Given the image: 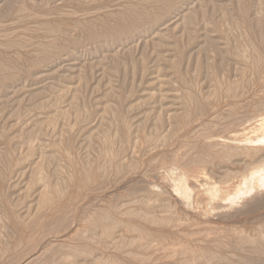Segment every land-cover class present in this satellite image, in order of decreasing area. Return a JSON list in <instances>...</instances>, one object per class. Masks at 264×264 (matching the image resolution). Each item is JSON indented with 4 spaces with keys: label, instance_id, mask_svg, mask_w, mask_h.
I'll use <instances>...</instances> for the list:
<instances>
[{
    "label": "rangeland",
    "instance_id": "obj_1",
    "mask_svg": "<svg viewBox=\"0 0 264 264\" xmlns=\"http://www.w3.org/2000/svg\"><path fill=\"white\" fill-rule=\"evenodd\" d=\"M31 1H33L34 4H31L30 0H0L1 22L7 18V13H9V26H12V23L15 22L14 20H18L17 18L20 19V17L23 18L26 16H30L29 18L33 17V22H29V26L27 24L26 27L28 28L26 30L30 32L29 34L26 32V30L24 31L22 29H19L21 28V24H19V26L17 22V26L14 24L15 27H9V32H11L12 30L15 33L18 30L16 34L21 38L29 37V46L34 43L35 46L38 44L39 47L38 41L41 42V40H38L41 38V35L37 34L38 31L36 33V30H38V27H40L37 26L38 23L42 22L41 24L43 25L47 24L49 21L51 22V20L55 21L57 19V21L55 22H57L56 24L59 25H56V29L58 32V34H55L56 38L53 36L54 34L51 35L52 37L50 36L51 38H53L51 40L49 39V35H44L47 37V39H49L48 41H46V37L44 38L42 36V42H44L45 44L49 42V45H47L50 48L48 46H46V48L44 43L42 45L41 42L40 44L42 46L40 47L42 48L44 46L45 50L42 48L43 52L37 51L39 56L36 53L37 56L34 55V57L36 56V59L33 57L30 58V56L26 55L19 56L17 54H12L14 57L11 55L2 60L3 62L1 67L3 69L0 68V74L3 76L5 75L3 78L0 75V86L4 87H0V264H11V261L13 262L12 264H34L38 261L36 264H39V262L43 261L42 258L44 257L45 260L41 262V264H48L50 263V260L52 261V258L57 254V252L64 248L65 241L62 242L60 241V239H65V237L67 238L71 234H73L72 232H70L72 226L73 227L71 231H73V229L75 231V229L77 228H84L86 226L88 218L90 217H88V215H94L93 213H95L96 208H99L103 212L105 211L104 209L111 212L115 208L119 209V205H124L126 203L129 204L134 200H141V198L143 196L145 197L147 193L146 191L145 194L144 191L142 192V188L145 185L143 180H147L150 177L149 175L152 174V172H147L146 174L142 175V171L144 172L145 167H143L144 165L141 162L146 160L151 155V157H153V154H155L153 162L155 161L156 164H153L156 165V172H158L159 170V172H161L163 163L166 164L167 162V164H169L178 161L179 159H181L180 157H184V155L188 154V156L190 157L193 156L192 160L195 163L199 161L197 162L199 164L201 161H203V164L205 163L204 165L201 163L203 167L201 166V164H199L200 166L197 165L198 167L203 168V170L205 171H202V177L199 176V180H202V182L206 180V178L207 180L211 179L213 182H216L214 180H216V178H219L216 177V174H218V172L220 176L225 175V173L227 172L230 173L231 171L234 172H231V174H234V176H236L237 172H239L237 176H240L243 168L244 171H246L248 166L263 164L264 155L261 157H257V160L260 159L258 163H256V160L250 161L249 158H244L242 160H240L239 158L240 161L238 160L237 162H240L242 165L240 164L239 166V164L236 162L238 167L237 165L236 167H228L225 165L222 166L223 164L220 165L219 163L218 165H216L218 160H214V162L212 161L213 163H209L207 156L205 157L203 155L217 151L220 146L214 145L213 143L215 141L213 142L211 140L205 139L207 138L205 137V134L209 136L212 134L210 132H213V134L215 135L216 133L218 135H228L227 131H222L227 127L229 123L228 112H233L232 110L234 109V106L236 107V109H234V112L240 109V112H238L237 116L241 113H243L241 115L246 116L249 114H244V112H241V110H252V108H250L249 106L251 103H255L254 101H256L258 95L259 97L264 98V0ZM71 3H73L74 5H72ZM121 9L123 11H121ZM10 13L12 16L10 15ZM20 13L23 14L21 15ZM132 13H135V15H133ZM47 14L50 15L51 18ZM120 14L123 15L121 16ZM46 15L50 19H47ZM66 16H69V18ZM34 17H40V20L38 18L40 22L35 18L37 22L34 23ZM99 17H102V19H100ZM29 18H25L26 21L29 20ZM12 19L14 20L12 21ZM85 21L87 22V24L85 23ZM103 23L105 24L103 25ZM42 25L41 27L43 28L44 25ZM19 30L23 33L21 34ZM32 40H34L35 42H33ZM50 44L52 45L50 46ZM34 45H31L30 47L32 48L33 46L34 48ZM239 56L242 59H240ZM37 59L39 62H41L40 64ZM246 60H248V62ZM33 61H35L38 65ZM246 64H248V66L251 68V73L249 75L245 74L244 72L246 70ZM236 79L238 81H236ZM242 80L246 81V84H248V86L245 85L246 89L242 91V86H240L238 87V89L233 90L234 92L238 90L236 92L237 96H235V93H231L234 96L230 95L228 97H237L236 100L235 98H230V100L232 101L229 102L226 95L225 98H223L224 95L221 98L219 96L220 99L213 97L216 88L221 84H224L221 85L223 86V88H227V86H230L232 82L233 83L231 84V86L233 84V86H235V84H238L237 82L241 83ZM261 89L263 91H260ZM240 90L242 92H240ZM254 90H257L258 94L257 92L255 94L253 92ZM238 92H240V94L247 93L248 95L244 94V96H246L243 98L239 95V98ZM189 93L192 95H190ZM251 94L253 95V99L250 100L249 98L252 97ZM254 94L256 95V97H254ZM247 96V99H249L250 101L246 99ZM222 99L225 100L223 101L224 104L222 102ZM239 99L241 100L239 101ZM245 100L247 101V104L243 105L246 103ZM248 101L251 102L249 105ZM228 103L232 105L231 108L228 107ZM236 103H238V108L236 106ZM240 104H242V106ZM227 109H230L231 111L226 112L225 110ZM185 114L187 115L184 116ZM177 119L180 120L178 121ZM177 125L179 126L177 127ZM188 125L190 127H188ZM196 127L200 129L202 128L203 130L197 129ZM222 128L223 130H221ZM174 129L175 131H173ZM179 129L180 131L178 132ZM147 132L149 134L155 132L161 137H166L165 141L167 144H165L164 146V141L162 144H159L160 148L156 147L157 149H153V152L151 150L152 148L150 147L151 149H149V151L151 152L147 154L145 153L146 155L143 154V152H138V149H140V147L142 146L141 144H143L141 143L142 139L144 138L143 140H145L146 135H148ZM199 132L202 134L200 135ZM162 133L164 136L161 135ZM124 135L127 136V139L130 142L129 145H127V151H125V153L121 155V164H123L124 167L134 165L136 162H133V160H138L137 162L141 163V165L138 166V177H134L132 180V178L129 179V176L126 177L127 180H120L116 179V177H114L112 173L111 177L108 178L109 180H107V183L105 185L106 188L108 187L107 189L105 187H101L99 188V191L101 192L98 191L100 194H98V192H96V194L94 193L95 195L90 198L87 203L85 202L87 201V199H85L84 203L81 201L86 205L81 204V206H75L80 210L75 209V207L73 208L75 210H78H74L75 212H77V214H75L74 211H71V213L73 212V214H75V217L78 219L74 218L73 221V219H71L72 217H74L73 215L72 217L69 216L67 218V221L69 220V223L67 222L69 226H67L66 223V226L68 228L66 226L64 227L67 231L64 228L58 229L51 227V230L53 231L52 234L51 230H45L46 228L43 224L46 221H42L43 223L37 221L36 224H32L33 227L30 226L32 230H34V233L32 230L29 233V237L31 238L27 243L29 245H27L26 243H21V239L18 240L20 222L26 225L29 224V222L30 224L35 222L38 213L37 208L40 206L42 199V197L40 196V194H43L42 191L45 190L46 192L44 191V193L47 194L49 193L48 191H50L52 188V190L57 191L58 193H60V195L61 193H67L65 192V189H59L58 191L59 187L61 188L62 186H64L63 182L66 181L67 183V180L65 179H67V170L69 169L67 167H69V163L66 159H64V157L68 158L69 154H71L70 159L74 158L75 160H78L77 162L79 163V166L83 168V171L84 169L86 171V169L91 167L93 164H96L97 159L95 158H97V155L101 150L103 141H105L106 138L112 140L114 152L121 154V148H123L125 141ZM194 135L195 138H193ZM102 138H104V140ZM186 138H188V140ZM202 141L205 143V145ZM217 141L219 144L220 139L216 140V142ZM118 143L121 144L119 145ZM197 147H199L200 149H196ZM216 147L217 149L215 150ZM99 148L100 150H97ZM203 149L205 150L203 151ZM60 150L63 152L65 151V153L63 154ZM184 150L186 151V153ZM69 151H71V153ZM118 151H120L121 153ZM5 153L8 155H6ZM138 153L139 155L137 156V158L136 154ZM57 155H59V157ZM157 155L159 156V160L156 158ZM125 157L128 160L125 159ZM85 159H88L87 163ZM123 159L125 162L123 161ZM205 159H207L208 161ZM245 159H247L248 161ZM131 161L132 164H129V162L131 163ZM243 162L245 164H248V166H246ZM158 166L162 167L158 168ZM34 167L40 168V171L37 168L36 169L38 171L36 169L34 170ZM140 168L141 170H139ZM221 168L224 169L225 173L221 171L223 170ZM225 170L228 171L226 172ZM229 170L231 171L229 172ZM35 171L38 172V174L42 173L44 178L48 176L45 182L49 185L48 187H50L51 185V188H48L47 185H45L48 188L47 189L43 184L38 183L39 185H37L35 183L37 179L35 175H38L37 173H35ZM61 171H65V173L67 172L65 178H61L63 177L61 176V174H65ZM208 171H212V173H209ZM31 174H34V176L32 177ZM207 174L208 176L205 177V175ZM244 174L242 172L241 175ZM45 175L47 176L45 177ZM211 177H214V179ZM135 178L138 180L137 184V180ZM115 179L117 181L120 180L121 182H117ZM134 179L136 182L134 181ZM29 180L32 182H30ZM97 180H99L98 183L101 182L100 178H94L92 180L94 181L95 185L93 182H90L91 189H93V187L95 188V186L98 185ZM114 181L117 182L115 183L116 185H114ZM162 181L158 180L159 185L161 184L160 186H164L165 184V181H163L164 184L162 183ZM139 182L142 184L140 185ZM52 183H54L55 185ZM121 183L123 184V186ZM35 184L36 186H34ZM63 188H65V186ZM60 190L64 192H61ZM135 192H138L136 193L137 195L134 194ZM119 193L121 195H119ZM37 194L39 196H37ZM26 195L27 197H25ZM117 195L118 197L121 196L122 198L120 197L119 199ZM134 195L136 196V199ZM130 196H132V198ZM116 202L117 205L115 204ZM64 204L65 201L64 203H61V205L63 206ZM105 204H107L108 206H104ZM110 204L113 206L116 205V207L110 210V207L113 208V206H111ZM90 205L92 206V208L90 207ZM34 209L36 210L34 211ZM64 209L65 208H63L62 211H64ZM100 210H96L98 212L97 214L103 213ZM116 210H114V213ZM154 212L159 214L160 211L156 210ZM78 214L79 216H83H81L83 220L78 216ZM217 214L218 212H215L214 214H212L213 216L211 215V217L195 219V226L193 224H191L193 226L189 225L190 229H188L187 226V224L189 223L184 224L185 228L183 226L182 230L184 235L187 232H191L193 230L196 233L202 232L201 235L198 234L193 237L196 244H201L204 242L209 243L218 239H225V236L226 238L231 237L232 232H229L230 229L227 228H229V225L232 226L234 224L228 223V227H226L227 223L224 221L220 222V218L219 216H217ZM79 218L82 221L79 220ZM261 218V221L264 220V216ZM25 220L28 223H26ZM17 221L18 224H16ZM73 222H75L76 224H74ZM263 222L258 221L257 223H260L262 224V226H264ZM72 223L74 225H72ZM212 226L215 227L216 230L212 228ZM217 226H223L224 228L221 227V229H217ZM42 228L45 233L43 232ZM63 229L64 231H62ZM172 229L175 230V228H171V230ZM179 229L176 230L179 231ZM56 230L59 232L57 233ZM40 231H42L44 234ZM118 231L122 234V237L118 235L120 234ZM122 231L123 229L121 228L120 230L119 228H117V230L115 229L113 231V236L115 237L114 239L116 241L119 240L120 237V241H123L126 238L125 241L128 243L131 238L129 235H127V232H124L125 230L123 231V233ZM169 232L170 230H168L167 228L164 233L166 236H171L174 231L172 230L170 233ZM79 233L82 234L83 230H81ZM34 234H37V236ZM41 234H43V237L40 238ZM46 234L48 235V237L46 236ZM81 234L80 237H78V244L83 242V244H87L85 243L84 238L81 237L83 236V234ZM97 234L99 233H96L95 237H97ZM84 236L86 237V240L87 238H89L90 232H86V235L84 233ZM99 236L100 235H98V237ZM120 241L117 242L120 243ZM15 242L18 244H16ZM33 243L34 246L32 247ZM59 243L63 245V247ZM76 243L77 241L75 242V244ZM4 245L6 247H4ZM231 246L232 245L226 246L228 247L226 249L231 248L228 251H234V249L237 248L235 246ZM107 247L112 249V246ZM11 248L12 250H10ZM50 250H52L53 252H50ZM2 251H4V253ZM232 251L231 254H233ZM261 251L262 254H264V251ZM244 252L242 253L243 256L244 254H249L248 251L246 253ZM17 253L20 254L18 255ZM257 253L260 254V252ZM257 253L256 255H253L254 253L251 252V254H249V258H252V262H256L254 264H262V262L264 264V256L261 257L260 255L259 257V254ZM151 254H153L152 251L148 255ZM24 255L26 256L23 258ZM37 255L38 257L36 258ZM257 255L259 257H257L258 260L256 258ZM247 257L248 255H246L245 258ZM93 258L96 259L97 256L95 255ZM195 258L199 257L196 255ZM249 258L246 260H251ZM154 259H156V257ZM81 261H83V259L79 258L78 263L83 264L81 263ZM150 261V264H155L153 262V257L150 258ZM83 262L85 264H96L97 260L94 261V259L90 258L89 260H85Z\"/></svg>",
    "mask_w": 264,
    "mask_h": 264
},
{
    "label": "bare ground",
    "instance_id": "obj_2",
    "mask_svg": "<svg viewBox=\"0 0 264 264\" xmlns=\"http://www.w3.org/2000/svg\"><path fill=\"white\" fill-rule=\"evenodd\" d=\"M98 1V0H97ZM101 1V0H100ZM31 4H34L33 1H31ZM93 2V1H92ZM29 3V2H28ZM36 3V2H35ZM72 5H74L73 3H71ZM98 5V4H97ZM11 6V5H9ZM32 6V5H31ZM27 7V6H26ZM22 8V7H21ZM25 8V7H24ZM23 8V9H24ZM104 8V7H103ZM130 8V7H129ZM127 8V9H129ZM133 8V7H132ZM26 9V8H25ZM7 10V9H6ZM18 11V10H17ZM20 11V10H19ZM22 11V10H21ZM26 11V10H25ZM28 11V10H27ZM32 11V10H31ZM121 11H123L121 9ZM8 12V11H7ZM60 12V11H59ZM57 12V13H59ZM73 12V11H72ZM100 12V11H99ZM129 12V11H128ZM134 12V11H133ZM16 13V12H14ZM26 13V12H25ZM32 13V12H30ZM63 13V12H62ZM130 13V12H129ZM9 13H7V18L1 22V19H0V68L1 65H2V60H4V58L6 57H9L11 56L12 54H17V55H26V56H30L35 58L36 59V56L38 55V52L37 51H42V48L44 49L46 46L49 45V42L48 43H44L42 42L43 41V37L45 38L46 36L44 35H49V39H53L51 38L53 35L54 37L56 36L55 34H58L57 32V29H56V24L57 22V19L55 21H52L51 22L47 21L48 23L47 24H43L44 27L42 28L41 27V23L39 20L41 19L40 17L39 20L38 18L34 17V23L37 22V20L40 22L38 23L37 26H40L38 27V30H36V33L38 31L37 34H40L41 35V38L38 39V40H41V42L38 41L39 43V47H38V44L35 46L34 43L31 44V45H34L35 47L32 48L29 46V37L27 38H21L20 36H18L16 34V31L15 33L11 30V32H9V27H12L15 25L17 26V23L18 25L21 24V28L19 29H22V30H26L28 28L27 27V24L29 26V22H33L32 19L33 17L29 18L30 16H26V17H23L20 19L17 18L18 20H14L12 19V21L14 20L15 22H10L12 23V26L10 25L9 26ZM21 14V13H20ZM23 14V13H22ZM21 14V15H22ZM29 14V13H28ZM34 14V13H33ZM37 14V13H36ZM107 14V13H106ZM109 14V13H108ZM126 14V12H125ZM128 14V13H127ZM133 15H135V13H132ZM11 15V13H10ZM16 15V14H14ZM13 15V16H14ZM30 15V14H29ZM48 15V14H47ZM46 15V17H47ZM66 15V14H64ZM69 15V14H68ZM79 15V14H78ZM112 15H113V12H112ZM121 15V14H120ZM123 15V14H122ZM121 15V16H122ZM129 15V14H128ZM132 15V17H133ZM12 16V15H11ZM32 16V15H31ZM38 16V15H37ZM50 17V15H48ZM80 16V15H79ZM105 16V15H104ZM110 16V15H109ZM107 16V17H109ZM44 17V16H43ZM47 17V19L49 18ZM52 17H56V16H52ZM59 17V16H58ZM65 17V16H64ZM69 18V16H66ZM75 17H76V14H75ZM130 17V16H129ZM15 18V17H13ZM25 18H29V20L26 21ZM37 20H36V19ZM51 18V17H50ZM49 18V19H50ZM79 18V17H78ZM83 18V17H82ZM81 18V19H82ZM85 18V17H84ZM100 18V17H99ZM116 18V17H115ZM125 18H126V15H125ZM24 19V20H23ZM31 19V20H30ZM43 19V18H42ZM102 19V17L100 18ZM122 19V17H121ZM124 19V18H123ZM77 20V19H76ZM89 21V20H87ZM93 21V20H92ZM95 21V19H94ZM93 21V22H94ZM124 21V20H123ZM133 21V20H132ZM17 22V23H16ZM44 22V21H43ZM64 22V21H63ZM76 22V21H75ZM46 23V22H45ZM85 23L87 24V22L85 21ZM89 23V22H88ZM15 24V25H14ZM37 24V23H36ZM41 24V25H39ZM105 23H103L104 25ZM42 25V26H43ZM66 25V24H65ZM102 25V23H101ZM20 26V25H19ZM35 26V25H33ZM36 26V27H37ZM59 26V25H58ZM89 26V24H88ZM81 27V25H80ZM63 28V27H62ZM69 28V27H68ZM86 28V27H85ZM30 30V29H29ZM15 31V30H14ZM20 31V30H19ZM35 31V30H34ZM61 31V30H60ZM21 34L23 33L22 31H20ZM26 32L29 34L30 32L28 30H26ZM57 32V33H55ZM25 33V32H24ZM19 34V33H18ZM35 34V32H34ZM60 34V33H59ZM26 35V34H25ZM32 36V35H31ZM30 36V37H31ZM34 36V35H33ZM43 36V37H42ZM51 36V37H50ZM64 36V35H63ZM35 37V36H34ZM56 38V37H55ZM90 38V37H89ZM28 39V40H27ZM49 39H47L46 37V41H48ZM44 40V41H45ZM56 40V39H55ZM33 42H35L34 40H32ZM31 41V42H32ZM53 41V40H52ZM45 45V47L43 46L42 48L40 46H42L41 44ZM251 43V42H250ZM48 44V45H47ZM52 44H50L51 46ZM248 45V44H247ZM250 45V44H249ZM49 47V46H48ZM38 48V50H37ZM41 48V49H40ZM47 48V47H46ZM50 48V47H49ZM248 48V47H247ZM45 50V49H44ZM246 50V48H245ZM43 52V51H42ZM245 52V51H244ZM37 53V55H36ZM46 53V52H45ZM242 54V53H240ZM246 54V53H245ZM34 55H36L34 57ZM43 55V54H42ZM238 55V54H237ZM13 56V55H12ZM18 56V57H19ZM39 56V55H38ZM246 56V55H245ZM14 57V56H13ZM51 57V56H50ZM59 57V56H58ZM240 57V56H239ZM25 58V56H24ZM32 58V59H33ZM53 58V57H52ZM236 59V58H235ZM239 59V58H238ZM240 59H242L240 57ZM243 59H244V56H243ZM248 59V58H246ZM254 59V58H253ZM19 60V59H17ZM16 60V61H17ZM24 60V59H23ZM41 60V59H40ZM14 61V60H13ZM38 61V59H37ZM248 62V60H246ZM258 61V60H257ZM9 62V61H8ZM35 62V61H33ZM39 62V61H38ZM48 62V61H47ZM53 62V61H52ZM36 63V62H35ZM41 62H39L40 64ZM237 63V62H236ZM37 64V63H36ZM54 64V63H53ZM254 64V63H253ZM38 65V64H37ZM8 66V65H6ZM5 66V67H6ZM42 66V65H41ZM242 66V65H241ZM48 67V66H47ZM243 67V66H242ZM246 70L244 71L245 74H250L251 73V68L248 66V64H246ZM3 69V68H2ZM8 69V68H7ZM37 69V68H36ZM253 69V68H252ZM1 70V69H0ZM254 70V69H253ZM1 72V71H0ZM8 72V71H7ZM20 72V71H19ZM242 72V71H241ZM14 73V72H13ZM260 73V72H259ZM1 75V74H0ZM15 75V74H14ZM5 76V75H4ZM3 75H1V77L3 78L4 77ZM7 76V75H6ZM250 77V76H249ZM256 77V76H255ZM239 79V78H238ZM241 79V78H240ZM245 79V78H244ZM249 79V78H248ZM246 80V79H245ZM222 81V80H221ZM236 81H238L236 79ZM260 81V79H259ZM1 82V81H0ZM235 82V81H234ZM257 82V81H256ZM262 82V80H261ZM231 83V82H230ZM233 83V82H232ZM231 83V84H232ZM236 83V82H235ZM238 84L235 86H227V88H223V86L221 85H224V84H221L220 86H218L213 94V97L214 98H218L220 99L223 95L225 98V95L226 97L228 98L230 95H233L234 93L236 94V92H234L233 90L235 89H238V87L242 86L241 89L242 91L244 89H246L245 85L248 86V84H246V81L242 80V82H237ZM240 83V84H239ZM3 84V83H2ZM220 84V83H219ZM217 84V85H219ZM251 84V83H250ZM4 85V84H3ZM7 86V85H6ZM258 86H261V85H258ZM0 87H3V86H0ZM12 87V85H11ZM252 87V86H251ZM4 88V87H3ZM262 88V87H261ZM188 89V88H187ZM240 89V88H239ZM1 90V89H0ZM3 90V89H2ZM190 90V89H189ZM197 90V89H196ZM248 90V89H247ZM258 90V89H257ZM253 91L255 94L257 92L258 94V91ZM5 91V90H4ZM233 91V92H232ZM240 90V92H242ZM260 91H263L262 89ZM240 92H238V97L240 98V96L243 98L245 97L244 94H247V93H244V94H240ZM245 92V91H244ZM264 92V91H263ZM188 93V92H187ZM233 93V94H231ZM252 93V92H251ZM190 94V93H189ZM195 94V93H193ZM250 94V93H249ZM253 94V93H252ZM251 94V98H249L250 100L253 99V95ZM254 94V97H256V95ZM192 95V94H190ZM189 95V96H190ZM200 95V93H199ZM240 95V96H239ZM243 95V96H242ZM248 95V94H247ZM264 95V94H263ZM208 96V95H207ZM220 96V98H219ZM234 96V95H233ZM237 96V94L235 95ZM194 97V96H193ZM196 97V96H195ZM211 97V96H210ZM250 97V95H249ZM198 98V97H197ZM202 98V96H201ZM208 98V97H207ZM230 98H235V97H230ZM230 98H228L229 102H231L232 100H230ZM237 98V97H236ZM235 98V100H236ZM248 98V96L246 97V99ZM189 99V98H188ZM191 99V97H190ZM196 99V98H195ZM217 99V101H218ZM245 99V98H244ZM247 99V100H249ZM204 100V99H203ZM216 100V99H215ZM234 100V101H235ZM241 99H239L240 101ZM249 100V101H250ZM196 101V100H195ZM194 101V102H195ZM199 101V100H198ZM216 101V102H217ZM225 101L222 99V102ZM238 101V100H237ZM248 101V102H249ZM192 102V101H190ZM245 104L243 105H246L247 104V101L245 100ZM255 103H251L249 102L248 105L251 103L252 104V107H251V104H250V108H252V110L250 111H247V109H243L241 110V112H244V114H249V115H241L243 113H239L240 115L237 116L238 112H240V109L236 110V112H234L236 109V107L234 106V109L232 110L233 112H228V111H231L230 109L228 110H225L226 112H228V118H229V123L227 125V127L223 130V128L221 130H223L222 132L224 131H227L228 135H218L216 133L213 134V132H210L212 133L211 135L207 136V134H205L207 138L205 139H208V140H211V141H215L213 144L214 145H220L219 146V149L217 151H214V152H211V153H208V154H204L203 156H207V160L209 163H213L214 160H218V162L216 163V165H218V163L221 165L223 164L222 166H228V167H236L237 163L239 164L240 166V162H237L240 158V160L244 159V158H249L250 161L252 160H256V163H258V161H260V159L257 160V157H261L264 155V98H261L258 97L256 98V101H254ZM200 103V102H199ZM198 103V104H199ZM206 103V102H205ZM242 103V102H241ZM244 103V102H243ZM184 104V103H183ZM187 104V103H186ZM219 104V103H218ZM224 104V102H223ZM237 105V108H238V103H236ZM188 105V104H187ZM186 105V106H187ZM191 105V104H190ZM228 103V107L231 108L232 105H230ZM242 106V104H240ZM212 106V105H210ZM215 106V105H214ZM184 107V105H183ZM216 107V106H215ZM226 107V106H225ZM245 107V106H243ZM248 107V108H249ZM181 108V107H180ZM213 108V107H212ZM218 108V107H217ZM227 108V107H226ZM224 108V109H226ZM233 108V107H232ZM200 109V108H199ZM214 109V108H213ZM223 109V108H222ZM185 110V109H184ZM249 110V109H248ZM214 111V110H212ZM188 112V111H187ZM219 112V111H218ZM224 112V110H223ZM245 112H248V113H245ZM250 112V113H249ZM190 113V112H189ZM220 113V112H219ZM234 115H233V114ZM236 113V115H235ZM211 114V113H210ZM110 115V114H109ZM108 115V116H109ZM187 114H185L184 116H186ZM107 116V118H108ZM179 116V115H178ZM183 116V117H184ZM165 117V116H164ZM182 117V116H181ZM201 117V116H200ZM206 117V116H205ZM217 117V115H216ZM221 117V116H220ZM180 118V117H179ZM222 118V117H221ZM224 118V117H223ZM148 119V117H147ZM220 119V118H219ZM114 120V119H113ZM118 120V118H117ZM156 120V118H155ZM158 120V119H157ZM178 120V119H177ZM180 120V119H179ZM178 120V121H179ZM182 120V119H181ZM186 120V118H185ZM110 121V120H109ZM165 121V120H164ZM202 121V120H201ZM218 121V120H217ZM146 122V121H145ZM176 122V121H175ZM174 122V123H175ZM189 122V121H188ZM159 123V122H158ZM178 123V122H177ZM191 123V122H190ZM207 123V122H206ZM220 123V122H219ZM224 123V121H223ZM115 124V123H114ZM127 124V123H126ZM142 124V123H141ZM182 124V123H181ZM205 124V123H204ZM138 126V125H137ZM144 126V125H143ZM161 126V125H160ZM168 126V124H167ZM175 126V125H174ZM179 125H177L178 127ZM223 126V125H222ZM221 126V127H222ZM128 127V126H127ZM156 127V126H155ZM165 127V126H164ZM182 127V126H180ZM188 127H190L188 125ZM202 127V126H201ZM220 127V128H221ZM70 128V127H69ZM116 128V126H115ZM137 128V127H136ZM139 128V127H138ZM151 128V127H150ZM153 128V127H152ZM197 129H200L198 127H196ZM206 128V127H205ZM140 129V128H139ZM143 129V128H142ZM202 129V128H201ZM200 129V130H201ZM207 129V128H206ZM154 130V129H153ZM156 130V129H155ZM171 130V129H170ZM203 130V129H202ZM214 130V129H213ZM220 130V131H221ZM109 131V130H108ZM152 131V130H151ZM150 131V132H151ZM159 131V130H158ZM175 131V129L173 130ZM180 131V129L178 130V132ZM183 131V130H182ZM153 132V131H152ZM156 132V131H155ZM148 133V135H146V138L145 140L142 139L141 144L142 146L140 147V149H138L139 151L138 152H143V154H147L151 151H149V149L152 150V152L154 151L153 149H155L156 147L157 148H160V145L159 144H162L166 137H161L159 134L157 133ZM167 132V131H165ZM187 132V131H186ZM192 132V131H191ZM196 132V131H195ZM194 132V133H195ZM208 132V131H207ZM221 132V133H222ZM110 133V132H109ZM113 133V132H112ZM159 133V132H158ZM161 133V131H160ZM200 133V132H199ZM219 133V132H218ZM226 133V132H225ZM108 134V133H107ZM124 134V133H123ZM133 134V133H132ZM131 134V135H132ZM166 134V133H165ZM183 134V133H182ZM192 134V133H191ZM202 133H200L201 135ZM115 135V134H113ZM163 135V133L161 134ZM179 135V134H178ZM102 136V135H101ZM100 136V137H101ZM105 136V135H104ZM109 136V135H108ZM120 136V135H119ZM164 136V135H163ZM186 136V135H185ZM114 137V136H113ZM112 137V138H113ZM129 137V136H128ZM169 137V135H168ZM172 137V136H171ZM190 137V136H189ZM140 138V137H139ZM176 138V136H175ZM195 138V135L194 137ZM201 138V137H200ZM215 138H218L220 139L219 141V144H218V141L216 142V140L218 139H215ZM104 140V138H102ZM119 139V138H118ZM124 145H123V148H121L122 150V153L120 151L121 154H118V153H115L114 152V149H113V145H112V140L111 139H108L106 138L105 141H103V144H102V147H101V150L100 148L97 149V150H100L99 151V154L97 155V162L96 164L92 165L91 167H89L88 165V169H84L83 171V168L79 166V163L77 162L78 160H75L73 157V159H70V155L68 156V158L64 157V159H66L69 163V168L67 171H68V175H67V183L66 181L63 182L64 183V186L65 188H63L64 186H62L61 188L59 187L58 188V191L59 189H65V192H67L66 194H62L60 195V193H58L57 191H54L52 190L51 188V185L50 187H48L49 185L46 184V178L48 177L47 175H45L46 178H44V176L42 175V173H39L35 171V173H37L38 175H35V177L37 178L36 179V184L39 185L40 183L43 184L44 186L47 185L48 188H51L50 191H48L49 193L45 194L43 190L42 193L43 194H40V196L42 197L41 199V203H40V206L37 208L38 210V213H37V219L35 220V222H32L30 224H23L22 222H20V227H19V239H21V243H28L29 240L31 239L29 237V233L30 231L32 230L31 227H33L32 224H36L37 221L39 222H45L43 225L45 226V230L48 231V230H51V227H54V228H64L66 226V223L68 222L69 223V220L67 221V218L69 216L72 217V215L74 217H72L71 219H73L74 221V218L75 219H78L75 217V214H77V212L75 211H78L80 210L79 208H76L77 205H80L84 203L85 199H87V201H85L86 203L88 202V200L90 198H92L96 192L99 191V188L101 187H105L106 188V183H107V180H109L108 178L111 177V174L113 173L114 177H116V179H122V180H127L126 177H129V179L133 178L134 177H138L137 175L138 174V166L141 165V163L144 165L143 167L144 168V172L142 171V175L143 174H146L147 172H152L151 175H149L150 177L146 180H143L144 182V187L142 188V192L144 191V194H145V191L147 192L145 197L141 198V200H134L132 202H130L132 196H130L131 198L129 199L130 203H126L124 205H119L120 208H115L116 205H117V202L115 203L116 205L113 206V208L110 207V210L111 209H114L117 211H115L114 213V210L113 211H106V209H104L105 211H101L99 208H96L95 209V213H93L94 215H88V221L86 222V226L82 229V228H77L73 229V231H71L70 229V232H72L73 234H71L69 237H65V239L62 238V240L60 239V241H65L63 244H64V248L60 251L57 252V254L52 258V261L50 260V263L48 264H79L78 263V260L79 258L83 259V261L85 260H89L90 258L91 259H94V261L97 260L96 264H150V258L153 257V262L155 264H254L256 262H252V258H249V254H251V252H253L254 254L253 255H256L257 252H260L257 253L259 254V257L261 255L264 256V254H262V251H264V226H262V224H258L257 222H263L264 220H260L261 217L264 216V162L263 164H257V165H251V164H254V163H251L250 165L251 166H248V164H244L246 166H248V168L246 169V171H244V168H243V174L244 175H241L240 176H237L239 174V172H237L236 176H234V174L232 175L231 170H229L230 173H228L226 170L227 173L224 172V167L221 168L223 170L225 175L223 176H220L219 172L218 174H216V177H219L218 179L216 178V182H213L211 179L207 180H204L202 182V180H199L201 176V173L203 170V168L201 167H198L197 165L199 164H203V161H201L199 164L197 162H193V156L190 157L188 155H184V157H180L181 159H179L178 161H175V162H172V163H169L166 164L163 163V167L162 166H158L159 167H162L161 169V172H156L157 169L156 168V163L155 161L153 162V159H154V155L153 154V157L149 156L146 160L142 161L141 163L137 162L138 160H133V162H136L134 165H129V164H132V161L131 163L129 162V166H123V164H121V161H122V156L123 153H125V151H127V145H129V140L127 139V136L124 135ZM188 140V138H186ZM185 139V140H186ZM215 139V140H214ZM140 140V139H139ZM207 140V141H208ZM120 142V141H119ZM203 142V141H202ZM137 143V142H136ZM119 144V143H118ZM121 144V143H120ZM119 144V145H120ZM166 141L164 142V146H165ZM182 144V143H181ZM203 144L205 145V143L203 142ZM121 145V146H122ZM213 145V146H214ZM138 146V145H137ZM159 146V147H158ZM197 146V145H196ZM212 146V145H211ZM57 147V145H56ZM99 147V146H98ZM132 147V146H131ZM148 147V148H147ZM151 147V148H150ZM208 147V146H207ZM97 148V147H96ZM134 148V147H132ZM156 148V149H157ZM169 148V147H168ZM171 148V147H170ZM194 148V147H193ZM70 149V148H69ZM135 149V148H134ZM162 149V148H161ZM196 149H200L199 147H197ZM217 149V147L215 148V150ZM116 150V149H115ZM195 150V149H194ZM193 150V151H194ZM205 149H203L204 151ZM61 151V150H60ZM134 151V150H133ZM136 151V150H135ZM157 151V150H156ZM179 151V150H178ZM185 151V150H184ZM187 151V149H186ZM185 151V153H186ZM196 151V150H195ZM202 151V150H201ZM63 154L65 153V151H61ZM71 153V151H69ZM98 152V151H97ZM137 152V151H136ZM197 152V151H196ZM53 153H56V152H53ZM78 153V152H77ZM134 153V152H132ZM166 153V152H165ZM169 153V152H168ZM179 153V152H178ZM205 153V152H204ZM6 154V153H5ZM96 154V153H95ZM141 154V155H143ZM145 154V155H146ZM157 154V153H156ZM180 154V153H179ZM183 154V153H182ZM8 155V154H6ZM5 155V156H6ZM139 155L136 154V157ZM140 155V156H141ZM143 155V156H145ZM169 155V154H168ZM173 155V154H172ZM59 157V155H57ZM54 157V156H53ZM62 157V156H61ZM94 157V156H93ZM91 157V158H93ZM135 157V158H136ZM147 157V156H146ZM158 155L156 156V158L158 159ZM264 157V156H263ZM134 158V159H135ZM138 158V157H137ZM140 158V157H139ZM162 158H163V155H162ZM195 158V156H194ZM6 159V158H5ZM4 159V160H5ZM10 159V158H9ZM89 159V157H88ZM88 159L86 160V163L88 162ZM125 159H127L125 157ZM143 159V158H142ZM201 159V158H200ZM263 159V158H262ZM84 160V161H85ZM128 160V159H127ZM159 160V159H158ZM162 160V159H161ZM199 160V159H197ZM203 160V159H202ZM239 160V161H240ZM247 160V159H245ZM264 160V159H263ZM2 161V160H1ZM7 161V160H6ZM94 161V160H93ZM124 161V159H123ZM141 161V160H140ZM213 161V162H212ZM248 161V160H247ZM246 161V162H247ZM253 161V162H254ZM43 162V161H42ZM125 162V161H124ZM127 162V161H126ZM159 162V161H158ZM161 162V161H160ZM164 162V161H163ZM216 162V161H215ZM237 162V163H236ZM259 162V163H261ZM94 163V162H92ZM91 163V164H92ZM128 163V162H127ZM155 163V164H153ZM248 163V162H247ZM38 164V163H37ZM201 166L203 167V164ZM2 165V164H1ZM42 165V164H41ZM211 165V164H210ZM242 165V164H241ZM40 166V165H39ZM83 166V165H82ZM200 166V165H199ZM206 166H209V165H206ZM215 166V165H213ZM41 167V166H40ZM62 167V166H61ZM205 167V166H204ZM212 167V166H211ZM217 167V166H216ZM215 167V168H216ZM238 167V165H237ZM242 167V166H241ZM37 169H39L40 171V168L36 167ZM34 167V170L36 169ZM142 168V167H141ZM141 168L139 170H141ZM213 168V167H212ZM219 168V167H218ZM227 168V167H225ZM240 168V167H239ZM36 169V170H37ZM61 169V168H60ZM65 169V167H64ZM217 169V168H216ZM1 170V169H0ZM5 170V168H4ZM3 170V171H4ZM58 170V169H57ZM143 170V169H142ZM234 170V168H233ZM38 171V170H37ZM220 171V172H221ZM240 171V170H239ZM34 172V171H33ZM54 172V171H53ZM58 172V171H57ZM63 173H65V171H61ZM140 172V171H139ZM205 172V171H204ZM203 172V173H204ZM209 173L212 171H208ZM3 173V172H2ZM55 173V172H54ZM66 173L65 174H61V178H65L66 176ZM223 173V174H224ZM234 173V172H233ZM236 173V172H235ZM5 174V173H4ZM50 174V173H49ZM14 175V174H13ZM219 175V176H217ZM222 175V173H221ZM230 175V176H229ZM31 176L33 177L34 174ZM60 176V175H59ZM207 175H205V177H207ZM55 177V176H54ZM52 177V178H54ZM57 177V176H56ZM202 177V176H201ZM3 178V177H2ZM31 178V177H30ZM59 178V177H58ZM94 178H100L101 182L98 183L99 180H97V186H95V188L93 187V189L90 188V185L91 183L94 181H92ZM145 178V177H143ZM214 179V177H211ZM32 179V178H31ZM45 179V180H44ZM115 179V180H116ZM136 179V178H135ZM134 179V181H135ZM139 179V178H138ZM55 180V179H53ZM62 180V179H61ZM64 180V179H63ZM118 180V181H120ZM137 180V179H136ZM159 181H165V184L164 186H160L159 185ZM30 181V180H29ZM117 181V180H116ZM117 181V182H118ZM130 181V180H129ZM132 181V182H134ZM32 182V181H30ZM48 182V180H47ZM55 182V181H54ZM91 182V183H90ZM96 182V181H95ZM112 182V181H110ZM114 181V185H116L115 183H117ZM121 182V181H120ZM136 182V181H135ZM141 182V181H140ZM139 184L141 185L142 183ZM39 183V184H38ZM62 183V182H61ZM126 183V182H125ZM138 183V180L136 182V184ZM8 184V183H7ZM36 184L34 186H36ZM54 184V183H52ZM109 184V182H108ZM122 184V183H121ZM135 184V183H134ZM55 185V184H54ZM60 185V184H59ZM95 185V183H94ZM120 185V184H119ZM132 185V184H131ZM30 186V185H29ZM53 186V185H52ZM111 186V185H110ZM123 186V184H122ZM126 186V185H125ZM129 186V184H128ZM31 187V186H30ZM46 187V186H45ZM46 187V188H47ZM114 187V186H113ZM4 188V187H3ZM42 188V186H41ZM45 188V189H46ZM47 188V189H48ZM68 188V189H67ZM108 188V187H107ZM106 188V189H107ZM119 188V187H118ZM130 188V187H129ZM46 189V190H47ZM111 189V188H110ZM138 189V188H137ZM67 190V191H66ZM34 191V190H33ZM32 191V192H33ZM61 191V190H60ZM115 191V190H114ZM126 191V190H125ZM40 192V191H39ZM46 192V191H45ZM61 192H64V191H61ZM101 192V191H99ZM98 192V194H100ZM121 192V191H120ZM131 192V191H130ZM129 192V193H130ZM95 193V194H94ZM136 193L138 192H135L134 194L137 195ZM28 194V193H27ZM37 194V196H39ZM125 194V193H124ZM143 194V193H141ZM2 195V194H1ZM34 195V194H32ZM119 195H121L119 193ZM128 195V194H127ZM126 195V196H127ZM134 195L135 199H136V196ZM24 196V195H22ZM99 196V195H98ZM96 196V197H98ZM106 196V195H105ZM104 196V197H105ZM140 196V194H139ZM147 196V197H146ZM27 197V195L25 196ZM112 197V195H111ZM110 197V198H111ZM116 197V196H115ZM118 197V195H117ZM121 197V196H120ZM120 197H118L120 199ZM102 198V197H101ZM114 198V197H113ZM112 198V199H113ZM122 198V197H121ZM4 199V197H3ZM8 199V198H7ZM6 199V200H7ZM106 199V198H105ZM117 199V198H116ZM126 199V198H125ZM95 200V199H93ZM92 200V201H93ZM104 200V199H103ZM102 200V201H103ZM124 200V199H123ZM65 201V204L64 206L61 205V203H64ZM83 203H82V202ZM108 201V200H107ZM117 201V200H116ZM121 201V200H119ZM125 201V200H124ZM21 202V201H20ZM38 202V201H37ZM40 202V201H39ZM81 202V203H80ZM100 202V200H99ZM114 202V201H113ZM112 202V203H113ZM24 203V202H23ZM32 204V203H31ZM91 204V202H90ZM114 204V203H113ZM123 204V203H122ZM4 205V204H3ZM22 205V204H21ZM83 205H86V204H83ZM93 205V204H92ZM95 205V204H94ZM107 204H105L104 206H106ZM11 206V205H10ZM27 206V205H26ZM76 206V207H75ZM103 206V207H104ZM108 206V205H107ZM117 206V207H119ZM75 207V209H78V210H75L73 209ZM85 207V206H83ZM89 207V206H87ZM90 207L92 208V206L90 205ZM5 208V207H4ZM30 208V206H29ZM28 208V209H29ZM36 208V206H35ZM64 209V211H62ZM94 208V207H93ZM101 208V207H100ZM105 208V207H104ZM8 209V208H7ZM12 209V208H11ZM23 210V209H22ZM31 210V209H30ZM36 209H34L35 211ZM75 210V211H74ZM82 210V208H81ZM84 210V209H83ZM100 210L101 214H97L98 212L97 211ZM160 211L159 214H157L156 212L154 211ZM27 211V210H26ZM71 211H74L75 214H73V212L71 213ZM99 211V212H100ZM83 212V211H82ZM215 212H218L217 216H219L220 218V222L221 221H224L226 222V227H228V223L230 224H234V225H229V228L227 229H230L229 232H232V236L229 237V238H226L225 236V239H218L216 241H213V242H204V243H201V244H196L193 237L200 234L201 233H196L194 230L191 231V232H185L186 234L184 235L183 233V226L185 228V225L184 224H187L188 226V229L189 228V225L195 223V219H202L204 217H211L212 214H214ZM28 213V212H27ZM34 213V212H32ZM31 213V214H32ZM80 214H81V211H80ZM86 215V214H85ZM84 215V216H85ZM32 216V215H30ZM35 216V215H34ZM33 216V217H34ZM79 216V214H78ZM82 215H80L79 217H81ZM213 216V215H212ZM6 217V216H5ZM8 217V216H7ZM83 217V216H82ZM81 217V218H82ZM15 219V218H14ZM262 219V218H261ZM28 220V219H27ZM79 220H81L79 218ZM83 220V218H82ZM81 220V221H82ZM187 220V222H186ZM209 220V219H208ZM219 221V220H218ZM26 223H28L26 220H25ZM42 222V223H43ZM78 222V221H76ZM186 222V223H184ZM208 222V221H207ZM41 223V224H42ZM67 223V226H69V224ZM74 224H76L75 222H73ZM72 223V225H74ZM84 223V222H83ZM18 224V221L17 223ZM47 224V226H46ZM79 224V223H78ZM224 224V225H225ZM191 225V226H193ZM199 225V224H198ZM210 225V224H209ZM212 225V224H211ZM223 225V224H221ZM263 225H264V222H263ZM31 226V227H30ZM66 226V227H67ZM190 226V227H191ZM195 226V225H194ZM231 226V227H230ZM35 227V225H34ZM218 227V226H217ZM223 227V226H221ZM221 227L219 226L217 229H221ZM31 228V229H30ZM68 228V227H67ZM70 228V227H69ZM117 228H120L123 229L124 232H127V235L130 236V240L129 242L127 243L125 240L126 238L123 240V241H120V237H122V234H118L120 237H119V240H116L115 241V237L113 236L114 235V230ZM170 230V232L173 230V234L171 236H166L165 235V230ZM170 228V229H169ZM171 228H175L171 230ZM181 230H180V229ZM187 228V227H186ZM212 228L215 229V227L212 226ZM224 228V227H223ZM57 229V230H58ZM66 230V228H64ZM64 229L62 231H64ZM176 229H179L176 230ZM14 230V229H13ZM17 230V229H16ZM43 230V228H42ZM56 230V231H57ZM81 230H83V237L84 238V241L85 243L87 244H83V243H80L78 244V237H80V234L79 233ZM216 230V229H215ZM33 233H34V230H32ZM52 231V230H51ZM67 231V230H66ZM65 231V232H66ZM122 231V233H123ZM177 231V232H175ZM198 231V230H197ZM36 232V231H35ZM42 232V231H40ZM44 232V230H43ZM42 232V233H43ZM59 231H57L58 233ZM64 232V233H65ZM68 232V233H70ZM86 232H90V236L89 238H87L85 240V236H84V233L86 235ZM169 232V233H170ZM32 233V234H33ZM45 233V232H44ZM43 233V234H44ZM47 233V232H46ZM63 233V234H64ZM96 233H99L97 234V237L98 235H100L97 239L96 236ZM41 234L40 238L43 237ZM52 234H53V231H52ZM55 234V233H54ZM62 234V233H61ZM81 234V235H82ZM116 234V235H117ZM37 236V234H34ZM33 235V236H34ZM66 235V234H65ZM64 235V236H65ZM68 235V234H67ZM115 235V236H116ZM125 235V234H123ZM224 235V234H223ZM32 236V237H33ZM46 236L48 237V235L46 234ZM59 236V235H57ZM45 237V236H44ZM53 237V236H52ZM118 237V236H117ZM46 238V237H45ZM44 238V240H45ZM50 238V237H49ZM82 238V239H83ZM16 239V238H15ZM38 239V238H37ZM57 239V238H56ZM80 239V238H79ZM118 239V238H116ZM123 239V238H122ZM17 240V239H16ZM15 240V241H16ZM17 240V241H18ZM34 240V239H33ZM36 240V239H35ZM43 240V239H42ZM204 240V238H203ZM37 241V240H36ZM41 241V240H40ZM54 241V239H53ZM77 241V243L75 244V242ZM83 241V240H82ZM117 241H120L117 242ZM31 242V241H30ZM33 242V241H32ZM125 242V243H123ZM13 243V242H12ZM16 243V242H15ZM35 243V242H34ZM34 243L32 244V247L34 246ZM41 243V242H39ZM46 243V242H45ZM48 243V242H47ZM52 243V242H51ZM127 243V244H126ZM18 244V243H16ZM54 244V243H53ZM57 244V243H56ZM60 244V243H59ZM83 244V245H81ZM14 245V244H13ZM29 245V244H27ZM61 245V244H60ZM235 246L237 248L234 249V251H232L233 254H231V251H228L230 250L231 248L229 249H226L228 247L226 246ZM18 246V245H17ZM21 246V245H19ZM26 246V245H25ZM51 246V244H50ZM59 246V245H58ZM63 247V245H61ZM107 246H112L110 248H108ZM231 246V247H232ZM4 247H6L4 245ZM8 247V246H7ZM28 247V246H27ZM60 247V248H62ZM1 249V248H0ZM4 249V248H3ZM8 249V248H6ZM16 249V248H15ZM28 249V248H27ZM41 249V248H40ZM50 249V248H49ZM261 249V250H260ZM12 250V248L10 249ZM22 250V249H21ZM20 250V251H21ZM24 250V249H23ZM26 250V248H25ZM42 250V249H41ZM48 250V249H47ZM112 250V251H111ZM52 250H50L51 252ZM151 251L153 252V254L151 255H148L151 253ZM237 251V252H235ZM245 251V252H244ZM248 251L249 254H246L248 255L247 258L246 255L244 254L243 256V252L246 253ZM250 251V252H249ZM4 253V251H2ZM19 252V251H18ZM31 252V251H29ZM40 252V251H39ZM45 252V251H44ZM48 252V251H47ZM53 252V251H52ZM150 252V253H149ZM14 253V252H13ZM34 253V252H32ZM41 253V252H40ZM198 253V254H196ZM264 253V252H263ZM1 254V252H0ZM18 255L20 253H17ZM24 254H28V253H24ZM31 254V253H30ZM52 254V253H51ZM5 255V254H4ZM16 255V256H18ZM50 255V254H48ZM97 256V258H93L94 256ZM196 255L199 257V258H195ZM21 256V255H20ZM26 255L23 256V258L25 257ZM29 256V255H27ZM41 256V255H40ZM44 256V255H43ZM42 256V257H43ZM47 256V255H46ZM252 256V255H250ZM4 257V256H3ZM38 257V255L36 256V258ZM50 257V256H49ZM48 257V258H49ZM156 257V259H154ZM258 257V255L256 256V258ZM258 257V258H259ZM15 258V257H14ZM35 258V259H36ZM45 258V257H44ZM42 258V260L44 261L45 259ZM251 259V260H246V259ZM257 258V260H258ZM4 259V258H2ZM27 259V258H26ZM51 259V258H50ZM14 260V259H13ZM16 260V259H15ZM34 260V259H32ZM254 260V259H253ZM260 260V259H259ZM11 261V260H10ZM17 261V260H16ZM20 261V260H19ZM27 261V260H26ZM41 261V262H43ZM83 261H81V263L85 264ZM256 261V260H255ZM261 261V260H260ZM38 262V261H37ZM36 262V263H37ZM41 262H39V264H41ZM13 262L11 261V264ZM32 263V262H31ZM34 263V264H36ZM46 263V262H45ZM258 263V262H257ZM17 264V263H16ZM47 264V263H46ZM88 264V263H87ZM90 264V263H89ZM92 264V263H91ZM263 264V262H262Z\"/></svg>",
    "mask_w": 264,
    "mask_h": 264
}]
</instances>
